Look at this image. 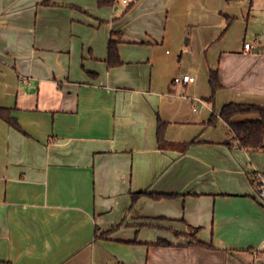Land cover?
Listing matches in <instances>:
<instances>
[{
	"label": "crops",
	"instance_id": "0c3cea01",
	"mask_svg": "<svg viewBox=\"0 0 264 264\" xmlns=\"http://www.w3.org/2000/svg\"><path fill=\"white\" fill-rule=\"evenodd\" d=\"M228 103L264 106V0H0V264H264Z\"/></svg>",
	"mask_w": 264,
	"mask_h": 264
},
{
	"label": "trees",
	"instance_id": "16d2710c",
	"mask_svg": "<svg viewBox=\"0 0 264 264\" xmlns=\"http://www.w3.org/2000/svg\"><path fill=\"white\" fill-rule=\"evenodd\" d=\"M115 0H98L99 6H113ZM120 43V36L117 32H112L110 40L107 46V66L109 68L119 67L122 62L119 57L118 45ZM209 84L211 87L212 96L209 101H213L214 95L221 85L219 83L218 74L216 71H210ZM255 115L258 117L257 120L249 121H237L236 118L239 116H250ZM0 117H3L7 122L11 123L6 110H0ZM218 120H221L225 127L227 128L229 135L231 137V142L228 143L235 144L239 149H261L264 148L263 138H264V106L249 105V104H238V103H228L224 105L219 113V115L212 114L208 124L214 126ZM165 133V123L160 119L157 124L156 138L158 142L159 149H164L168 147L164 140ZM191 143H186L180 145V152H185ZM169 147H172L169 145ZM142 195H147L154 200H160L162 198H170L173 195L169 194H155L143 192L140 194H133V202ZM196 229L194 232H197ZM194 242L190 244L212 247V244L206 245L195 239V233L193 234ZM156 245L169 243L165 240H159L155 243Z\"/></svg>",
	"mask_w": 264,
	"mask_h": 264
},
{
	"label": "built area",
	"instance_id": "2783aa9c",
	"mask_svg": "<svg viewBox=\"0 0 264 264\" xmlns=\"http://www.w3.org/2000/svg\"><path fill=\"white\" fill-rule=\"evenodd\" d=\"M124 3L129 4V0H122ZM252 45L249 42H246L243 45V52L248 53L252 50ZM195 78L188 75H179L173 78V83L186 85L188 83H193ZM251 182L255 188L257 198L260 203L264 206V171H255L251 176ZM262 246L264 247V241L262 242Z\"/></svg>",
	"mask_w": 264,
	"mask_h": 264
},
{
	"label": "rangeland",
	"instance_id": "374dc122",
	"mask_svg": "<svg viewBox=\"0 0 264 264\" xmlns=\"http://www.w3.org/2000/svg\"><path fill=\"white\" fill-rule=\"evenodd\" d=\"M121 6H123V5H121ZM256 237H257V239H259V240L264 238L263 234H257Z\"/></svg>",
	"mask_w": 264,
	"mask_h": 264
}]
</instances>
